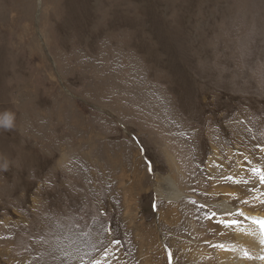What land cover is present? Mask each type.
<instances>
[{"label":"rangeland","instance_id":"1","mask_svg":"<svg viewBox=\"0 0 264 264\" xmlns=\"http://www.w3.org/2000/svg\"><path fill=\"white\" fill-rule=\"evenodd\" d=\"M5 109L0 264H220L264 215V0H0Z\"/></svg>","mask_w":264,"mask_h":264},{"label":"bare ground","instance_id":"2","mask_svg":"<svg viewBox=\"0 0 264 264\" xmlns=\"http://www.w3.org/2000/svg\"><path fill=\"white\" fill-rule=\"evenodd\" d=\"M237 165H238V162H237ZM222 191H225V190H222ZM226 192L234 194L233 191H226ZM225 209L226 210L230 209V206H227ZM253 217L264 218V215H259L258 213L255 212ZM244 228L246 231H254L256 235L255 236L247 235L245 233L240 232L238 229H235L234 238H233L235 242H232V244H227L225 246V249L219 248L218 250L219 252H217L219 260H220V264H264V261H261L258 259L249 260V259L244 258L243 253L245 251L249 252V254L252 256H259L261 254H264L262 253V246L259 244V239H260L259 228L256 225H253L251 223L249 225L245 224Z\"/></svg>","mask_w":264,"mask_h":264},{"label":"snow or ice","instance_id":"3","mask_svg":"<svg viewBox=\"0 0 264 264\" xmlns=\"http://www.w3.org/2000/svg\"><path fill=\"white\" fill-rule=\"evenodd\" d=\"M252 174L257 176L259 178V182L260 184L264 185V170H261V168L259 167H252L251 169ZM193 204H195V201H192ZM245 203H247V201H245ZM205 206L201 205V208H204ZM226 216H235L237 218L234 219H217L216 222L218 224H222L226 229L227 228H236L238 229L240 232L245 233L247 235H251V236H255L256 233L254 231H246L241 219L249 221L251 224L256 225L259 228V244L262 246V253H264V218H253V217H248L245 216V214L240 211V210H236L235 213L232 212H227L225 214ZM218 213L216 211H211L207 218L209 220H212L214 218H217ZM109 243H114L116 245H118L120 242L119 241H110ZM217 247L221 248V249H225V245L220 244ZM100 251L103 253L104 258H108L110 256L109 253V249L107 245H104ZM169 259H171V254L169 253ZM244 258L252 260V259H259L261 261H264V254H261L259 256H252L249 254V252L245 251L243 253ZM92 264H102V261L100 259H94Z\"/></svg>","mask_w":264,"mask_h":264},{"label":"clouds","instance_id":"4","mask_svg":"<svg viewBox=\"0 0 264 264\" xmlns=\"http://www.w3.org/2000/svg\"><path fill=\"white\" fill-rule=\"evenodd\" d=\"M15 127V113L5 109L0 111V129L4 131L12 130ZM6 167V165H5Z\"/></svg>","mask_w":264,"mask_h":264}]
</instances>
